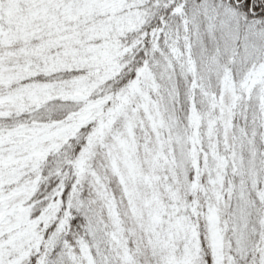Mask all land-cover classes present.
<instances>
[{
    "label": "snow or ice",
    "instance_id": "obj_1",
    "mask_svg": "<svg viewBox=\"0 0 264 264\" xmlns=\"http://www.w3.org/2000/svg\"><path fill=\"white\" fill-rule=\"evenodd\" d=\"M0 264H264V0H0Z\"/></svg>",
    "mask_w": 264,
    "mask_h": 264
}]
</instances>
